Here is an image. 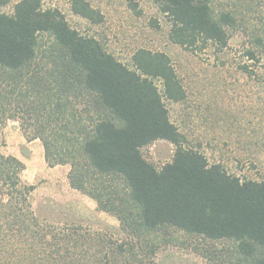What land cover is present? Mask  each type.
Masks as SVG:
<instances>
[{
  "label": "trees",
  "instance_id": "16d2710c",
  "mask_svg": "<svg viewBox=\"0 0 264 264\" xmlns=\"http://www.w3.org/2000/svg\"><path fill=\"white\" fill-rule=\"evenodd\" d=\"M43 1L19 0L12 14L0 12V120H19L28 139L42 140L49 166L69 165L70 186L137 235L176 228L233 240L244 264H264V181L232 174L187 145L165 103L187 97L171 57L141 47L130 67ZM124 1L141 13L139 0ZM153 1L171 23L173 43L190 51L227 45L234 18H216L209 0ZM70 4L92 24L105 19L89 0ZM44 33L54 42L39 57ZM159 140L175 146L161 167L143 154ZM24 170L0 150V221L27 219L35 186Z\"/></svg>",
  "mask_w": 264,
  "mask_h": 264
},
{
  "label": "rangeland",
  "instance_id": "374dc122",
  "mask_svg": "<svg viewBox=\"0 0 264 264\" xmlns=\"http://www.w3.org/2000/svg\"><path fill=\"white\" fill-rule=\"evenodd\" d=\"M18 1L0 12L12 14ZM89 1L104 13L102 23L75 15L70 0H44L43 7L61 10L73 28L98 38L130 67L141 47L167 53L187 97L165 103L187 145L232 174L264 181V0H209L216 18L229 13L234 23L226 25V46L210 43L203 51L170 40L171 23L153 0H139V14L124 0ZM53 42L48 33L40 36L39 57ZM0 150L24 163L22 176L35 186L27 219L0 221V264H244L233 240H209L176 228L137 235L70 186L69 165L49 166L42 140L28 139L17 119L0 120ZM174 151L165 140L143 148L157 167Z\"/></svg>",
  "mask_w": 264,
  "mask_h": 264
}]
</instances>
